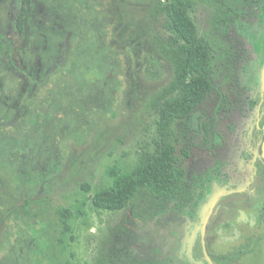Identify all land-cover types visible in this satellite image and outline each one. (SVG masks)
<instances>
[{"label": "trees", "instance_id": "16d2710c", "mask_svg": "<svg viewBox=\"0 0 264 264\" xmlns=\"http://www.w3.org/2000/svg\"><path fill=\"white\" fill-rule=\"evenodd\" d=\"M34 1L43 8L41 21L35 18ZM76 1L81 0H22L20 4L17 28L23 33L27 23L30 31L24 48L27 56L23 54L32 66L40 63V73L33 76L27 72V93L23 94L20 104L27 98L30 109L27 110V123L25 121L15 134L5 124L11 115L7 116L8 111L1 105L7 102V90L16 86L17 81H22L18 76L20 68L14 60L12 46L8 48V53L12 58L9 63L14 67L13 71L0 57V139L4 136L7 142L11 137L17 140L15 154L20 159L26 158L27 166L23 160L16 172L27 175V178L40 168V165L36 168L35 164L44 153L56 159H59L60 153L62 156L65 153L69 160L73 152L71 148L61 150L63 146H69L71 140L82 144L93 131L100 134L103 122L114 121L118 117L113 113V117L107 119L101 111L113 107L121 95L126 99L132 83L135 85L137 72L133 49L136 43L131 37L148 8V0H115L116 4L111 2V5L105 0L101 3L105 12L92 16L84 15L83 9V12L76 10ZM243 1L246 7L264 5V0ZM158 3L160 6L155 8V12L164 13L174 36H169L168 44L161 43L160 46L161 53L173 67V77L151 102L155 134L138 152L133 165H109L106 169L107 183L93 188L88 182L82 183L84 195H90L88 199L85 196L68 207L58 209L62 227L57 245V256L63 258L60 264H84L75 260L69 249L76 240L74 220L87 216L89 199L97 210L130 208L131 211L124 223L115 227L119 236L124 234L121 243L111 246L107 255L101 256V264H172L167 259L135 256L133 250L126 247V237L132 236L126 224H145L168 213L185 214L188 201L192 198L191 186L196 193L198 187L204 185V174H193L191 178L185 162L191 159L196 147L200 152L212 154L223 145V142L215 141L217 129L212 123L213 117L200 112L201 105L220 91L214 80V47L209 37L199 33L192 15L195 1L158 0ZM82 5L91 6L88 0H82ZM129 10L134 14L131 21ZM233 12L239 13L236 10ZM225 22L227 25L228 21ZM106 27L111 28L110 34L104 32ZM154 63L148 62V65L153 66ZM153 67L160 69L162 66L155 64ZM223 69L229 91L233 92L237 78L234 66L227 63ZM234 104L233 94L223 88L218 115H227ZM125 109L128 111L127 105ZM92 115H95L94 119H90ZM1 119L5 122L1 123ZM26 142L27 152L26 148L21 149V144ZM46 142L50 143V148L45 146ZM20 152L23 153L21 157ZM60 170L58 165L52 175L46 177L43 172H36V177L45 183V180L58 175ZM30 180L34 182L32 178ZM42 183H33L35 189H19L26 196L27 205L34 201L36 192L44 189ZM45 201L42 200L43 203ZM12 249L0 259V264L21 263L22 252ZM27 255L35 264L53 263L45 251L37 253L28 250Z\"/></svg>", "mask_w": 264, "mask_h": 264}, {"label": "rangeland", "instance_id": "374dc122", "mask_svg": "<svg viewBox=\"0 0 264 264\" xmlns=\"http://www.w3.org/2000/svg\"><path fill=\"white\" fill-rule=\"evenodd\" d=\"M21 1L0 0V6L6 5L10 9L6 17L0 15V57L13 71L14 67L9 63L12 58L8 53V48L12 46L14 60L20 68V72L17 73L22 80L17 81V85L11 87L12 89L5 91L6 110L10 109L12 112L5 124L9 129L11 128L9 131L12 134L22 127L27 119V110L30 109L27 98L20 104L23 94L27 93V72L33 76L40 73V63L32 66L23 54L30 31L27 23L23 33H20L17 28ZM103 1L105 0H88L90 7H82V0L76 1L75 7L78 11L83 9L84 15H102L105 12L101 5ZM194 1L192 15L199 33L209 37L214 47V80L220 91V93L212 94L201 105L200 112L202 115L210 114L216 119L218 117L216 107L222 89L233 94L235 106L227 112V115L221 116L223 121L220 127L228 136L230 134L226 140V149L230 151L232 157L238 159L241 165L245 161L241 153L243 148L241 145L245 142L243 136L247 132L250 134V127L254 125V122L256 124L261 116L260 111L257 110L258 106L252 111L247 108L245 104L248 99L246 86H249L250 94H259L261 98H264V5L251 4L246 7L243 0ZM111 2L116 4L115 0H108L110 5ZM158 6H160L158 0H148V8L136 24L131 37L136 43L133 49L136 54L135 85L132 83L126 99L121 95L113 107L101 111L107 119H111L113 113L118 114V117L114 121L103 122L104 128L101 133L91 132L86 142L79 144L78 141L71 140L69 146H63L61 150L68 151L71 148L73 152L69 160L65 153L63 156L60 153L59 159L49 157L50 155L44 153L43 158L35 164L36 168L39 165L40 168L29 175L34 180L32 182L27 175L16 172L23 160L27 166V159H20L15 154L17 140L11 137L7 142L4 136L1 137L0 218L8 214L14 219L27 218V227L23 229L18 225L20 223L15 224L14 222L15 225L12 226L14 220H8L11 222V228L14 227V231L9 234L6 228L0 233L1 260L13 247L23 254L19 264H27V262L35 264L27 255L28 250L37 253L45 251L53 261L52 264H60L62 262L60 259L63 258L57 256V245L62 227L58 209L68 207L71 203H76L77 199L85 196L88 199L90 195H84L82 183L88 182L91 188L107 183L109 177L106 169L109 165H133L141 148L152 140L155 134V115L151 112V102L157 92L173 77V67L161 53L160 46L161 43L168 44L169 36H174V34L167 26L164 13L155 12ZM233 10L239 13L235 14ZM42 12V6L34 1V15L37 21H41ZM128 12L129 21H131L134 14L132 10ZM107 31L110 34L111 28L106 27L104 32ZM24 53L27 56V52ZM152 61H155L153 66L158 64L162 67L156 69L148 65V62ZM224 63H230L235 69L234 74L237 78L233 92L229 91V85L226 82ZM94 76L98 77L97 74ZM126 105L128 111L125 109ZM17 106L19 107L16 108ZM32 108L31 104V110ZM94 118L95 115L90 117V119ZM230 123H234V134L229 131ZM45 146L50 148V143L46 142ZM25 148L27 152V142L21 144V149ZM22 154L20 152L19 157ZM206 157L196 147L193 149L191 159L185 162V166L189 168L190 173L199 171L211 164ZM58 165L61 170L58 171V175L51 178L52 180H45L44 183L36 177L40 172H43L46 177L52 175L54 167ZM43 166L44 169H42ZM17 175L21 177H16ZM35 182H43L44 189L41 188L39 192H36L34 201L27 205V198L19 189L23 187L26 189L23 188L22 191L30 190V187L35 189L33 188ZM212 189L219 194L218 185L215 184ZM43 199L46 200L44 203ZM87 201V216L74 220L76 240L70 245L69 251L73 252L75 260L84 264H101L99 262L101 256H106L111 246L116 247L118 243H121L124 234L119 236L115 227L124 223L126 215L130 216L131 211L130 208L119 211L97 210L90 199ZM204 208L203 206L201 210ZM201 214L204 216L205 211ZM198 224L200 225V222L196 223L192 219L176 215L163 217L146 224H126L132 232V236L126 237V242L129 244H126V247L131 248L133 254L142 259L165 258L176 264H190L188 252L192 239L198 236ZM25 255L26 261L24 260ZM62 256L66 257L64 254Z\"/></svg>", "mask_w": 264, "mask_h": 264}, {"label": "flooded vegetation", "instance_id": "af4514ba", "mask_svg": "<svg viewBox=\"0 0 264 264\" xmlns=\"http://www.w3.org/2000/svg\"><path fill=\"white\" fill-rule=\"evenodd\" d=\"M9 13V6H0L1 16L6 17ZM246 87L247 108L252 111L258 106L257 110L261 116L257 123L254 122L250 127V134L247 132L243 136L245 138L241 145L243 147L241 153L245 158L243 164L239 165L238 159L232 157L230 151L226 149V140L230 134L228 136L220 127L223 119L218 115L217 105L218 117L213 118L212 123L217 129L215 141L223 142V145L216 153L203 151L207 161H211L210 165L191 173L188 168L191 178L193 174H204V185L199 186L196 193L193 191L194 186H191L192 198L188 201L185 214L168 213L153 219L176 215L192 219L196 223L200 222L198 236L192 239L188 252L190 264L264 263V98L259 94H250L249 86ZM1 107L6 108L7 104L3 103ZM7 111V116L12 115L10 109ZM4 122L2 119L1 123ZM228 128L230 133L234 134V123H230ZM215 184L220 187L219 194L212 189ZM203 206L205 208L201 210ZM202 211H205L204 216L201 214ZM12 219L14 220L12 226L15 222L20 223L18 225L22 229L27 227V218L16 220L8 214L0 218V233L6 228L9 234L14 231V227L11 228V222L8 221ZM167 260L176 264L170 259Z\"/></svg>", "mask_w": 264, "mask_h": 264}, {"label": "water", "instance_id": "95a60500", "mask_svg": "<svg viewBox=\"0 0 264 264\" xmlns=\"http://www.w3.org/2000/svg\"><path fill=\"white\" fill-rule=\"evenodd\" d=\"M211 264H214L213 262H211Z\"/></svg>", "mask_w": 264, "mask_h": 264}]
</instances>
